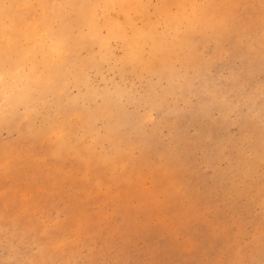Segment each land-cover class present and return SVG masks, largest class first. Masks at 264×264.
<instances>
[{"label":"rangeland","instance_id":"1","mask_svg":"<svg viewBox=\"0 0 264 264\" xmlns=\"http://www.w3.org/2000/svg\"><path fill=\"white\" fill-rule=\"evenodd\" d=\"M44 1L0 0V264H264V0Z\"/></svg>","mask_w":264,"mask_h":264},{"label":"bare ground","instance_id":"2","mask_svg":"<svg viewBox=\"0 0 264 264\" xmlns=\"http://www.w3.org/2000/svg\"><path fill=\"white\" fill-rule=\"evenodd\" d=\"M42 1H44V0H42ZM75 1V0H74ZM6 2V1H5ZM25 2V1H24ZM45 2V1H44ZM63 2V1H62ZM82 2V1H81ZM84 2H86V0L84 1ZM116 2V1H115ZM7 3H9L8 1H7ZM26 3V2H25ZM34 3V2H33ZM39 3H40V1H39ZM77 3V2H76ZM89 3V2H88ZM102 3V2H101ZM69 4V3H68ZM86 4V3H85ZM9 5V4H8ZM8 5H6L7 7H8ZM12 5V4H11ZM17 5V4H16ZM26 5V4H25ZM43 5V4H42ZM10 6V5H9ZM61 6V5H60ZM6 7V8H7ZM11 7V6H10ZM16 7V6H15ZM77 7V6H76ZM27 8V7H26ZM30 8V7H29ZM44 9H45V7H43ZM2 9V8H1ZM46 10V9H45ZM7 12V11H6ZM12 14V13H11ZM8 16H10V14H8ZM18 17V16H17ZM203 18V17H202ZM1 19V18H0ZM12 19V18H11ZM2 20V19H1ZM13 21H14V19H13ZM11 22V21H10ZM90 22V21H89ZM16 23H17V21H16ZM204 23V22H203ZM4 24H8V23H5L4 22ZM13 24V23H12ZM27 30V29H26ZM61 33H62V31H61ZM46 37V36H45ZM67 37V36H66ZM56 40V39H55ZM68 40V39H67ZM24 41H26V40H24ZM66 42V41H65ZM74 42H75V40H74ZM25 43V42H24ZM60 43V42H59ZM67 43V42H66ZM81 43V42H80ZM33 44V43H32ZM78 44V43H77ZM54 45V43L52 42L51 44H50V47H52ZM81 45H83V44H81ZM60 46V45H59ZM132 46H134V45H132ZM153 46V45H152ZM58 47V46H57ZM62 48V47H61ZM75 48V47H74ZM36 50V49H35ZM41 50V49H40ZM24 51V50H23ZM29 51V50H28ZM27 51V52H28ZM70 51V50H69ZM72 51V50H71ZM35 52H37V50L35 51ZM2 54V53H1ZM16 54V53H15ZM40 54V53H39ZM6 55V54H5ZM37 55V54H36ZM3 56V55H2ZM15 56V55H14ZM34 57V56H33ZM27 58V57H26ZM30 59V58H29ZM58 60V59H57ZM69 64V63H68ZM3 65V64H2ZM151 65V64H150ZM65 66H67V65H65ZM32 67V66H31ZM34 70V69H33ZM30 71V70H29ZM17 73H18V71H17ZM34 74H35V72H34ZM171 74V73H170ZM19 76V75H18ZM56 76V75H55ZM25 77V76H24ZM41 77V76H40ZM77 77V76H76ZM0 81H1V79H0ZM23 81V80H22ZM25 82V81H24ZM26 88V87H25ZM192 90V89H191ZM27 91V90H26ZM193 91V90H192ZM13 92V91H12ZM20 94V93H19ZM13 96V95H12ZM25 96V95H24ZM63 96V95H62ZM65 96V95H64ZM63 96V97H64ZM1 98V97H0ZM24 98H26V97H24ZM30 99V98H29ZM4 102V101H3ZM24 102V101H23ZM22 103V102H21ZM29 103V102H28ZM33 105V104H32ZM120 106V105H119ZM63 107V106H62ZM14 110V109H13ZM103 110V109H102ZM22 111V110H21ZM28 111H30V110H28ZM64 111V110H63ZM62 111V112H63ZM15 112V111H14ZM62 112H60V113H62ZM68 112V111H67ZM7 114H8V112H7ZM6 114V115H7ZM12 114V113H11ZM59 114V113H58ZM136 114V113H135ZM61 115V114H60ZM64 115V114H63ZM69 115H70V113H69ZM69 115H67V116H69ZM106 115V114H105ZM17 116V115H16ZM136 117V116H135ZM9 118V117H8ZM57 118V117H56ZM6 120V119H5ZM31 121V120H30ZM52 121V120H51ZM84 121V120H83ZM120 121V120H119ZM118 121V122H119ZM13 123V122H12ZM33 123V122H32ZM53 123V122H52ZM1 124V123H0ZM7 124V123H6ZM29 124V123H28ZM59 125V124H58ZM93 125V124H92ZM111 125V124H110ZM1 126H2V124H1ZM21 126V125H20ZM28 126V125H27ZM57 128H59V127H57ZM93 128V127H92ZM30 129V128H29ZM61 129V128H60ZM152 129V128H151ZM31 130V129H30ZM62 130V129H61ZM88 130V129H87ZM20 135V134H19ZM110 137V136H109ZM118 138V137H117ZM82 140V139H81ZM127 142V141H126ZM139 146V145H138ZM9 148V147H8ZM78 149V148H77ZM60 150V149H59ZM62 150V149H61ZM60 150V151H61ZM82 150V149H81ZM93 150V149H92ZM77 151V150H76ZM90 151H91V149H90ZM143 151V150H142ZM84 153V152H83ZM89 153V152H88ZM94 153V152H93ZM90 154V153H89ZM91 156V155H90ZM100 156V155H99ZM119 156V155H118ZM124 156V155H123ZM140 156H141V154H140ZM121 157V156H120ZM144 158V157H143ZM142 158V159H143ZM54 159H57V158H54ZM120 159V158H119ZM137 159V158H136ZM147 160V159H146ZM82 161V160H81ZM147 163V162H146ZM149 163V162H148ZM148 165V164H147ZM83 166H84V163H83ZM126 166V165H125ZM176 167V166H175ZM170 170V169H169ZM94 173V172H93ZM103 175V174H102ZM101 179V178H100ZM28 228V227H27ZM25 236V235H24ZM22 239V238H21Z\"/></svg>","mask_w":264,"mask_h":264}]
</instances>
